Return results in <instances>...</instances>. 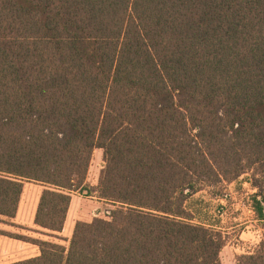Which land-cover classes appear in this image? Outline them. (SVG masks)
Segmentation results:
<instances>
[{
	"label": "trees",
	"instance_id": "1",
	"mask_svg": "<svg viewBox=\"0 0 264 264\" xmlns=\"http://www.w3.org/2000/svg\"><path fill=\"white\" fill-rule=\"evenodd\" d=\"M249 172L264 225V0H0V222L27 181L50 238L75 191L116 206L69 247L0 229L40 247L18 264H222L189 203Z\"/></svg>",
	"mask_w": 264,
	"mask_h": 264
},
{
	"label": "rangeland",
	"instance_id": "2",
	"mask_svg": "<svg viewBox=\"0 0 264 264\" xmlns=\"http://www.w3.org/2000/svg\"><path fill=\"white\" fill-rule=\"evenodd\" d=\"M104 165L103 150L96 149L87 177V182L91 186L98 185ZM251 174L252 172H249L233 182L228 181L221 184L218 189H215L216 192L221 190L219 197L213 195L214 189L207 187L197 193L189 203L198 221L215 226L225 237V245L220 253L222 264H237L241 256L258 250L264 240V225L253 207V196L258 192V189L250 182ZM26 185L28 186V184ZM72 195L79 196L81 201L78 209L82 216L81 214H77V216L82 217V220L78 221L92 222L94 218L98 217L109 219L110 211L116 208L114 204L100 200L96 192L88 195L86 190H78ZM74 219H76V215H74ZM8 230L11 231H3L10 234H20L21 232L19 228L11 226L8 227ZM71 237L72 233L70 232L67 238L61 236L59 238L34 236L33 238L52 239L69 247Z\"/></svg>",
	"mask_w": 264,
	"mask_h": 264
},
{
	"label": "crops",
	"instance_id": "3",
	"mask_svg": "<svg viewBox=\"0 0 264 264\" xmlns=\"http://www.w3.org/2000/svg\"><path fill=\"white\" fill-rule=\"evenodd\" d=\"M44 188L45 186L41 184L25 182L16 216L11 219L5 218L6 222H0V229L11 231L8 230V227L11 226L19 228L21 230L20 234L23 235L48 237L41 233L42 229L35 223L37 209ZM79 198V196L72 195L64 229L59 233L61 237L67 238L70 232L73 234L76 222L82 220V217L77 216V214H81L78 209V205L80 206L81 204ZM74 215H76V219H74ZM40 254L41 250L37 244L0 233V264H18Z\"/></svg>",
	"mask_w": 264,
	"mask_h": 264
}]
</instances>
